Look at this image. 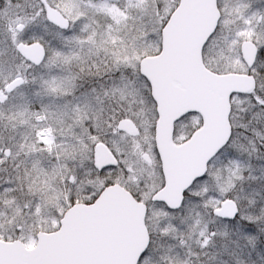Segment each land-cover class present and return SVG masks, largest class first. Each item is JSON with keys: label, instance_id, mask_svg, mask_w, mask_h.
Wrapping results in <instances>:
<instances>
[{"label": "snow or ice", "instance_id": "snow-or-ice-1", "mask_svg": "<svg viewBox=\"0 0 264 264\" xmlns=\"http://www.w3.org/2000/svg\"><path fill=\"white\" fill-rule=\"evenodd\" d=\"M182 2L0 0V241L104 223L120 193L136 264H264V0H206L200 59L238 86L219 124L190 108L165 145L153 62Z\"/></svg>", "mask_w": 264, "mask_h": 264}, {"label": "water", "instance_id": "water-1", "mask_svg": "<svg viewBox=\"0 0 264 264\" xmlns=\"http://www.w3.org/2000/svg\"><path fill=\"white\" fill-rule=\"evenodd\" d=\"M211 15L206 0H183L171 32L173 55L167 63L153 62L162 113L159 137L165 145L172 141L175 119L190 108L205 111L219 124L227 111L226 89L238 86L231 77L212 72L200 59L195 39ZM210 142L211 137L203 147ZM141 240L134 211L120 193H113L104 223L77 215L68 236L43 235V241L33 248L19 241H0V264H22L28 259H43L48 264H136Z\"/></svg>", "mask_w": 264, "mask_h": 264}, {"label": "rangeland", "instance_id": "rangeland-1", "mask_svg": "<svg viewBox=\"0 0 264 264\" xmlns=\"http://www.w3.org/2000/svg\"><path fill=\"white\" fill-rule=\"evenodd\" d=\"M210 69V68H209ZM194 119H198V118H194ZM11 242V241H10ZM36 242L30 243L28 245H26L28 248H32L33 246H35Z\"/></svg>", "mask_w": 264, "mask_h": 264}]
</instances>
